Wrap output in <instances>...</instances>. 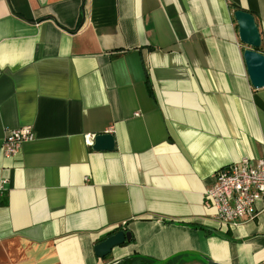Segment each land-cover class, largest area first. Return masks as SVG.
I'll use <instances>...</instances> for the list:
<instances>
[{
	"label": "crops",
	"instance_id": "obj_1",
	"mask_svg": "<svg viewBox=\"0 0 264 264\" xmlns=\"http://www.w3.org/2000/svg\"><path fill=\"white\" fill-rule=\"evenodd\" d=\"M238 10L264 55V0H0V264H264L261 204L232 229L203 205L216 171L264 154ZM102 133L113 151L86 144Z\"/></svg>",
	"mask_w": 264,
	"mask_h": 264
},
{
	"label": "built area",
	"instance_id": "obj_2",
	"mask_svg": "<svg viewBox=\"0 0 264 264\" xmlns=\"http://www.w3.org/2000/svg\"><path fill=\"white\" fill-rule=\"evenodd\" d=\"M93 138L86 136V144L91 146ZM33 139L31 127L8 131L3 142L4 154L15 156L24 143ZM4 183L0 186V197ZM203 203L206 210L212 211L220 228L232 229L252 221L258 204L264 209V154L258 159L244 157L216 171L203 193Z\"/></svg>",
	"mask_w": 264,
	"mask_h": 264
},
{
	"label": "water",
	"instance_id": "obj_3",
	"mask_svg": "<svg viewBox=\"0 0 264 264\" xmlns=\"http://www.w3.org/2000/svg\"><path fill=\"white\" fill-rule=\"evenodd\" d=\"M234 19L238 28L240 42L247 47L243 52V60L246 73L251 86L255 89L264 88V55L259 51L261 47L260 34L254 17L245 11H235ZM92 149L95 151H113L115 140L110 133H102L94 136ZM132 240L130 232L118 231L97 243L94 248V255L98 258H105L115 247L130 243ZM206 264H219L207 260Z\"/></svg>",
	"mask_w": 264,
	"mask_h": 264
},
{
	"label": "trees",
	"instance_id": "obj_4",
	"mask_svg": "<svg viewBox=\"0 0 264 264\" xmlns=\"http://www.w3.org/2000/svg\"><path fill=\"white\" fill-rule=\"evenodd\" d=\"M147 89H148V91L150 92V87H149V85L147 84Z\"/></svg>",
	"mask_w": 264,
	"mask_h": 264
},
{
	"label": "bare ground",
	"instance_id": "obj_5",
	"mask_svg": "<svg viewBox=\"0 0 264 264\" xmlns=\"http://www.w3.org/2000/svg\"><path fill=\"white\" fill-rule=\"evenodd\" d=\"M192 262V261H191Z\"/></svg>",
	"mask_w": 264,
	"mask_h": 264
}]
</instances>
